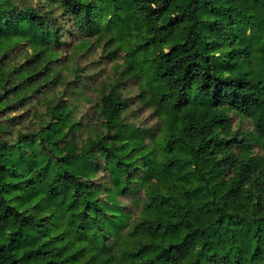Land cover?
<instances>
[{
  "label": "trees",
  "instance_id": "obj_1",
  "mask_svg": "<svg viewBox=\"0 0 264 264\" xmlns=\"http://www.w3.org/2000/svg\"><path fill=\"white\" fill-rule=\"evenodd\" d=\"M108 18L146 34L130 55L144 50L165 115L153 151L152 130L120 117L119 81L97 103L100 131L77 117L91 76L58 54ZM230 113L252 130L232 134ZM254 140L264 0H0V264H264Z\"/></svg>",
  "mask_w": 264,
  "mask_h": 264
},
{
  "label": "rangeland",
  "instance_id": "obj_2",
  "mask_svg": "<svg viewBox=\"0 0 264 264\" xmlns=\"http://www.w3.org/2000/svg\"><path fill=\"white\" fill-rule=\"evenodd\" d=\"M34 5L40 4L34 2ZM115 25V19L110 21L108 18L98 24L94 34L87 35L76 31L69 36H64L66 44L61 47L58 57L64 59L65 66L72 68L79 66L91 76L92 87L85 91L86 96L81 100L77 116L82 118L88 128H96V133L100 131L99 123L95 118L97 103L101 94L106 92L114 82L119 81L121 95L130 99V105L120 117L125 123L152 130L154 136L143 133V141L148 149L153 151L154 146L162 139L163 131L160 127L163 125L165 115L159 110L157 103L149 97L147 92L149 79L145 65L143 69L138 66L139 60L144 57V50L139 49L134 55H130V49L146 40V34L141 29L120 33ZM127 25L132 28L133 21H129ZM149 51H153V48L151 47ZM61 75L64 76V81L72 80V70L68 72V69L62 68ZM62 85L58 87L60 91ZM28 123V120L24 122V124ZM230 127L232 134L237 132L239 136H242L243 132L252 130V118L241 119L238 115L230 113ZM16 128L20 129L21 126L18 124ZM124 133L122 142L128 141L129 144H134L139 140V138H129L126 130ZM88 136L85 129L80 134L79 140L82 141ZM249 143L251 144L250 153L262 163L258 177L262 175L264 181V140H254ZM248 187H251L250 191L255 192L253 186L248 185Z\"/></svg>",
  "mask_w": 264,
  "mask_h": 264
}]
</instances>
